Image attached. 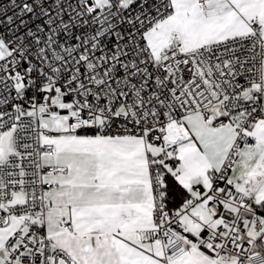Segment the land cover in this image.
Masks as SVG:
<instances>
[{
    "label": "snow or ice",
    "instance_id": "obj_1",
    "mask_svg": "<svg viewBox=\"0 0 264 264\" xmlns=\"http://www.w3.org/2000/svg\"><path fill=\"white\" fill-rule=\"evenodd\" d=\"M0 264H264V0H0Z\"/></svg>",
    "mask_w": 264,
    "mask_h": 264
}]
</instances>
